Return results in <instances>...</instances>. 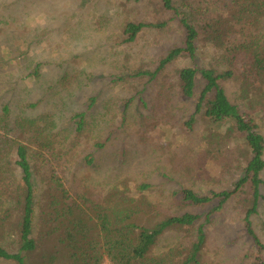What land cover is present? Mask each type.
<instances>
[{"label":"trees","instance_id":"1","mask_svg":"<svg viewBox=\"0 0 264 264\" xmlns=\"http://www.w3.org/2000/svg\"><path fill=\"white\" fill-rule=\"evenodd\" d=\"M157 1L158 10L169 15L168 20H117L109 9L101 17L118 31L112 38L107 29L114 45L104 54L114 63L115 71L123 72L111 78L103 96L89 98L82 111L33 114L36 104H30L13 115L8 106L0 108V262L202 264L205 227L195 226L199 217L183 210L202 208L217 199L213 209L217 211L234 196L245 194L246 235L258 251L255 264H264L259 256L264 245L254 234L250 220L256 213L259 188L264 185V136L260 132L264 122V0ZM126 13L129 11L124 9L122 15ZM172 22L180 40L156 59L147 62L139 58L133 65L131 45L145 30L166 33ZM49 31V27L41 30L45 41ZM206 44L211 46L209 68L183 66L169 71L177 62L194 63L198 49ZM69 71L60 77L65 88L83 72ZM32 72L38 77L37 68ZM197 76L203 80V87L195 98ZM237 78L239 99L246 101L248 92H252L255 99L250 109L257 116L242 114L230 103L224 85ZM257 83L262 88L255 92L253 85ZM121 84L136 90L135 94L120 95L115 88ZM140 85L153 91L148 103L136 99L144 91L138 90ZM124 89L120 86L119 91ZM193 98V111L184 119L188 116L187 101ZM200 123V144L212 147L213 143L235 138L243 145L239 161L242 159L244 166H238L242 177L230 190L200 196L192 189H170L168 198L182 214L154 221L149 213L160 204L144 194L148 184L130 183L116 176L90 185L85 172L95 161V152L121 144L125 153L127 144L137 154L142 150L145 161L155 160V171L163 172V137L174 126L191 136ZM222 128H226L225 136L219 133ZM147 168L152 173L151 167ZM162 175L170 179L167 173ZM34 178L39 180L37 196ZM172 230L176 233L171 240L166 235ZM179 231L191 239L190 243L182 240ZM10 237L12 251L2 245Z\"/></svg>","mask_w":264,"mask_h":264},{"label":"rangeland","instance_id":"2","mask_svg":"<svg viewBox=\"0 0 264 264\" xmlns=\"http://www.w3.org/2000/svg\"><path fill=\"white\" fill-rule=\"evenodd\" d=\"M157 3V0H0V108L8 106L13 115L21 108L27 109L30 104H36L33 114L59 110L71 114L82 111L89 98L103 96L111 86V78L123 72L119 69L115 71L114 63L109 62L104 54L109 46L114 45L107 29L112 38L117 37L118 31H115L114 26L108 27L101 17L107 14L109 9V13L115 15L117 20L124 17H128L132 22L137 20L145 23L156 22L157 19L168 20L169 15L161 14ZM124 9L129 13L122 15ZM45 27L50 28L45 36L48 41L40 35ZM98 27H101L102 31L97 30ZM169 27L163 34L153 30L143 32L137 42L131 45L135 53L133 65L139 62V58H144L147 62L152 58L156 59L180 40V32L175 23L172 22ZM117 41L120 42V39ZM123 49L122 46L119 47L120 52ZM210 53L211 46L206 44L198 49L194 63L177 62L169 71L183 66L209 68L212 62ZM130 65L132 67V64ZM36 68L38 77L32 74ZM68 70L69 73L81 70L83 72L65 88L60 84V77L62 72ZM239 79L224 85L226 95L230 103L236 105L242 114L257 116L254 110L250 109V103L255 99L252 92H248L246 101L239 99ZM120 86L126 89L120 92ZM202 87L203 80L197 76L195 98ZM253 87L255 92H258L262 85L257 83ZM115 89L120 95L128 97H132L136 92L122 84ZM142 89L144 91L137 95L136 99L139 102L138 99L143 98L148 103L152 90L149 86L140 85L138 90ZM195 98L187 101L188 116L184 119H188L192 113ZM134 114L137 115L138 112ZM260 125V132L264 136V122ZM225 129L219 131L223 136L226 134ZM201 130L200 123L195 126L190 136L186 130H181L180 126L172 127L163 137L166 141L162 150L165 152L162 160V166L165 168L163 172L155 171V160L145 161L140 154L142 150L137 154L134 149L128 148L127 144L125 153L121 144L97 151L93 155L95 161L85 172L91 179L90 185L116 176L127 179L130 183H145L149 186L144 194L152 202L160 204L159 207L154 206L153 213H149L154 221L162 219L165 215L182 214L179 206L168 198L171 191L192 189L200 196H209L212 191L220 193L230 190L242 177L238 169V166H244L243 160L239 161L244 149L241 142L229 138L208 147L200 144ZM147 167H151L152 173ZM162 173L170 176L169 181L163 178ZM261 179L264 182V171ZM33 183L37 196L38 178H34ZM259 195L256 213L251 215L250 220L254 234L264 245V185L260 186ZM244 196L246 195L234 196L217 211L213 210L218 204L217 199L202 208L183 210V213L187 211L199 217L194 222L195 226L205 227L206 245L202 264L257 263L258 251L246 235L243 223L246 209L242 205ZM175 233V230L169 231L166 238L172 240ZM183 233L179 231V236L185 238H182L185 243H190L191 239L186 235L184 237ZM12 241L13 238L10 237L3 241L2 245L12 251ZM259 256L264 260V252H260ZM102 264L109 263L105 260Z\"/></svg>","mask_w":264,"mask_h":264}]
</instances>
